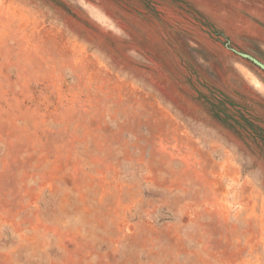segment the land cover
Listing matches in <instances>:
<instances>
[{"label": "rangeland", "instance_id": "obj_1", "mask_svg": "<svg viewBox=\"0 0 264 264\" xmlns=\"http://www.w3.org/2000/svg\"><path fill=\"white\" fill-rule=\"evenodd\" d=\"M0 264H264V0H0Z\"/></svg>", "mask_w": 264, "mask_h": 264}]
</instances>
